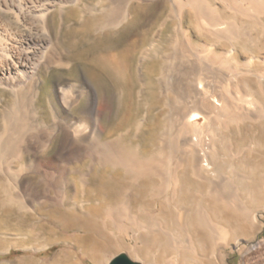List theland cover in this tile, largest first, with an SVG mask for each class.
<instances>
[{
  "label": "bare ground",
  "instance_id": "6f19581e",
  "mask_svg": "<svg viewBox=\"0 0 264 264\" xmlns=\"http://www.w3.org/2000/svg\"><path fill=\"white\" fill-rule=\"evenodd\" d=\"M143 1L146 0H96L93 4H87L83 0H0V93L7 94L12 100V104L8 108L3 107L1 110V173L7 177H13L12 169H10L11 160L6 157L13 147L18 146L12 131L14 112H21L23 118H28L27 123L32 128V136L19 143L20 147L16 149L18 151L14 152L13 158L21 160L25 157L29 159L33 166V172L37 175L53 165L62 168L58 179L60 182H66L64 184L66 188L57 194V202L62 201L67 190L74 186L73 178L70 177L74 171L72 172L68 165L87 158L89 160L88 168L91 170L100 159V156L94 153L96 150L105 148L108 144L120 143L121 135L120 139H102L104 134L102 120L105 112L109 109V100L104 92L99 93L96 87L85 78H81L77 84L66 82L53 84L51 97L48 99L49 113H47L50 117L48 122H42L43 118H40L42 121L39 120L40 114L37 109L39 106L36 107V104L39 101L37 99L40 96V86L43 83L45 72L54 66L66 64L62 63L64 51L61 49L59 38L53 29L52 18L54 16L58 18V29H60L66 9H69L70 6L81 5L82 9L79 8L82 10V17H85V14H104V18L99 24L101 31L115 30L131 19L132 4ZM147 1L153 3L160 0ZM166 1L168 2V14L165 23L168 20L175 21V34L171 36L174 37L171 39V50L158 53L154 49L155 42L140 51L138 64L135 68V77L144 87L146 83H143L145 82L142 73L143 64L154 57L160 58L162 61L157 81L159 84L158 93L164 107L163 128L159 133L157 150L149 156L142 155L139 146L130 147L123 141V149H121L123 150V171L131 176L133 184L142 177L158 179L157 193L154 196H162L166 201H170L176 196L180 183L179 172L189 160L191 175L199 182H208L209 184L204 194H200V196L198 194V200L193 208L195 222L206 233L213 245L212 263L224 264V259L227 256L225 248L230 243V231L213 218L209 207L212 206L216 210L219 208L227 213H238L244 217L251 216L252 212L241 199V188L237 183L226 180L223 174H219L215 178L207 176L211 165L208 155L215 152L216 142L213 135L218 128L227 130L232 125H243L246 122L264 123V49H261L258 56L253 55L244 61L237 58L239 37H250L252 32L246 22L250 21L255 27L264 30V0H217L232 16V19L228 18L229 20L225 18L224 20L218 6H214L208 0ZM186 11H191L193 14L195 30L200 34L214 38L212 43H204L203 46L193 44L189 31L185 30L183 26ZM165 23L156 37L161 36ZM176 37L181 38L178 40ZM220 44L227 45V49L220 51ZM97 60L103 66H113L124 80L132 71L131 60L119 56L116 52L100 54ZM171 71L177 80L175 84L170 83L169 80ZM243 79L255 84L263 97L262 100L246 95L241 83ZM175 85L177 89H174ZM80 103L83 104L82 108L78 113H75L74 109ZM0 105H5L1 97ZM147 115L146 112L144 119L134 125L136 136L143 129ZM199 120L202 125L199 124ZM15 142L16 146H14ZM54 143H56L54 155L48 161L43 160L41 154ZM104 152L106 153V151ZM1 153H5V155L2 156ZM106 159L108 160L109 157H104L105 164ZM110 161L113 160L110 159ZM118 161L115 160L114 164H119ZM260 161L262 162V160ZM233 171L239 179L253 181L235 169ZM76 173L79 176L77 182L83 192L89 181L88 173L79 170ZM258 180L256 186L247 182L246 193L248 195L253 194L254 189L259 195H264V172L259 175ZM77 182L75 181V184H78ZM14 183L16 189L24 185L16 179H14ZM50 186L52 187V185ZM32 187L35 186L32 185ZM45 188L47 189V187ZM46 189L42 191L46 192ZM129 194L128 192L123 194V205L115 209L114 213L117 210L122 211L130 227L162 231L164 241L171 245L176 255L182 249L194 252L193 236L186 228L187 214L185 212H189L190 209H186L184 206L179 207L181 212L177 213L174 222L181 232V237H179L173 231L164 229L162 224L151 216L146 222H140L132 212ZM32 196L34 198L36 195ZM29 197L27 202L29 201L31 204L32 199ZM16 200L22 208L29 207L19 198ZM199 231L201 232V230ZM233 246L241 254L239 264H264V238L252 244L249 242H244L243 245L234 243ZM166 264H178V262L174 258L167 261ZM185 264L194 263L186 262Z\"/></svg>",
  "mask_w": 264,
  "mask_h": 264
},
{
  "label": "rangeland",
  "instance_id": "374dc122",
  "mask_svg": "<svg viewBox=\"0 0 264 264\" xmlns=\"http://www.w3.org/2000/svg\"><path fill=\"white\" fill-rule=\"evenodd\" d=\"M208 1L214 6H218L223 19H232V16L225 11L219 1ZM83 2L93 4L96 0H83ZM79 7L81 8V5L70 6L71 10L67 8L68 12L66 9L60 29H58V18L56 16L52 18L53 29L59 38L60 47L64 51L62 63L66 64L52 67L43 76L40 96L37 99L39 100L37 101L38 105L36 104V107L39 106L37 107L40 114L39 120L43 118V121H40L48 122L50 119L48 99L51 97L53 84L57 82L77 84L81 78H85L96 87L99 93L104 92L109 100V109L105 112L102 120L104 126L102 139H120L121 135V140L120 143L108 144L105 148L96 150L97 152L94 153L100 156L99 161L102 162L98 161L91 170L88 168L89 160L87 158L84 159L85 161L68 165L72 169L71 171H74L70 175L71 179L73 178L74 186L67 190L60 203L57 202V194L66 188L64 185L66 182H60L58 179L62 168L53 165L37 175L33 172V166L29 159L25 157L21 160L13 158L14 152L18 151L16 149L20 147L19 143L32 136V128L27 123L28 118H23L21 112H14L12 131L18 146L15 142L16 148L13 147L6 157L11 160L10 169L14 171L11 170L13 177H7L0 172V264H108L109 260L119 253H125L130 259L141 264H166L167 261L174 258L177 259L178 264L186 262L213 264L211 259L213 245L206 233L197 226L193 213L198 194L199 196L204 194L209 184L208 182H199L191 175L189 160L179 172L180 183L176 196L173 198L174 200L170 199V201H166L162 196H154L157 193L158 179L142 177L137 180L138 183L133 184L131 176L123 171V150H121L123 141L130 147L139 146L141 154L149 156L156 152L159 133L163 128L164 107L158 93L159 84L157 81L162 61L160 58L154 57L143 64L142 73L145 78L143 83H146L144 87L135 77V68L138 64L140 51L150 47L153 43H157V45L154 44V49L158 53L171 50V39L174 38L171 36L175 34V21L168 20L165 23L168 2L160 0L152 3L146 0L133 3L131 19L117 28L118 30L106 31H101L99 26L104 14H85V17H82V8ZM247 22V27L252 32L250 37H239L237 41V58L240 61L253 55L258 56L261 49H264V30L255 27L250 21ZM163 23H165V27H163L162 34L160 37H156ZM183 26L185 30L189 31L192 42L196 46H203L204 43L209 44L214 41L211 36L200 34L195 30V21L191 11H186ZM176 38L180 40L181 37ZM226 49L227 45H219L220 51ZM114 52L131 60V77L129 74L125 78L126 81L113 66H103L97 60L100 54ZM169 80L172 84L177 82L172 71ZM242 81L248 97L263 99L253 82L247 79ZM174 89H177L176 85ZM141 90V95H139ZM0 97L5 104L0 105L1 117V110L3 107L8 108L12 104V100L7 94L0 93ZM82 105L80 103L75 107V113H78ZM146 112L148 115L144 121L143 129L136 136L134 125L144 119ZM198 122L202 125L201 120ZM263 124L246 122L243 125H232L227 130L218 128L213 135L216 149L215 152L208 155L211 165L207 176L215 178L217 175L223 174L226 180L237 183L241 188V199L252 212L251 216L244 217L238 213H227L219 208L216 210L212 206L209 207L213 218L230 231V243L225 248L227 256L224 259V264H239L241 254L233 246L234 243L243 245L244 242H249L252 244L264 238V195H259L256 189L251 195L246 193L247 182L256 186L259 175L264 172ZM55 144H52V147L50 146L41 154L43 160L48 161L54 155ZM98 152L102 153L98 154ZM1 154L5 155V153ZM104 157H109L108 160L106 159L107 165L103 161ZM115 160H119L118 165L114 164ZM234 169L250 177L253 181L239 179L234 175ZM77 170L88 173L89 181L83 192L77 182L79 177L76 173ZM14 179L20 180L24 185L16 189ZM46 179L49 180V183ZM53 179L55 180L53 181ZM75 181L78 184H75ZM44 189L47 191L43 192ZM126 192L130 193L128 196L132 212L140 222H146L151 216L155 221L161 223L164 229L173 231L179 237H181V232L174 224L176 215L180 211L179 207L184 206L186 209H190L189 212H185L187 214L186 228L193 236L194 252L182 249L176 255L171 245L164 241L162 231L130 227L122 211L117 210L114 213L115 209L123 205V194ZM33 194L36 195L35 199ZM26 196H30L29 199H32L33 206L29 201L27 202L28 197ZM17 198L29 207L22 208L17 202Z\"/></svg>",
  "mask_w": 264,
  "mask_h": 264
},
{
  "label": "water",
  "instance_id": "95a60500",
  "mask_svg": "<svg viewBox=\"0 0 264 264\" xmlns=\"http://www.w3.org/2000/svg\"><path fill=\"white\" fill-rule=\"evenodd\" d=\"M108 264H141V263L130 259L125 253H119L113 258H111Z\"/></svg>",
  "mask_w": 264,
  "mask_h": 264
}]
</instances>
